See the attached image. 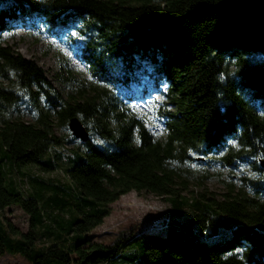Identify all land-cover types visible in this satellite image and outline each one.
<instances>
[{"label":"trees","instance_id":"16d2710c","mask_svg":"<svg viewBox=\"0 0 264 264\" xmlns=\"http://www.w3.org/2000/svg\"><path fill=\"white\" fill-rule=\"evenodd\" d=\"M13 24L52 35L74 28L75 56L99 84L86 92L66 66L62 79L79 86L65 97L37 61L2 42ZM0 78V211L17 205L29 224L18 231L0 218V253L27 264H105L120 241L88 232L122 194L146 190L176 202L164 233L138 236L146 262L264 264V0H0ZM151 89L162 94L158 136L131 104ZM71 116L88 138L69 149L54 125L68 128ZM212 161L248 163L252 174L221 199L190 195L192 217L208 234H229L191 241L170 222L182 212L181 191L209 177L203 163ZM23 164L59 169L69 182L28 175Z\"/></svg>","mask_w":264,"mask_h":264},{"label":"rangeland","instance_id":"374dc122","mask_svg":"<svg viewBox=\"0 0 264 264\" xmlns=\"http://www.w3.org/2000/svg\"><path fill=\"white\" fill-rule=\"evenodd\" d=\"M249 1L255 0H246V2ZM77 35L78 32L74 28L63 31L59 35H52L44 27L34 28L31 25L13 24L11 28L1 32V40L3 43L11 44L23 55L37 61L55 87L65 97H69L70 94H77L79 85L75 81L66 82L62 79L66 75V66L71 69L77 79L84 83L86 92L92 90L89 84H99L75 56L77 43L73 38ZM0 81L6 83V80L2 78ZM134 88L135 93H139L142 87L138 85ZM160 100H162V94L157 89H151L145 99H135L131 102L137 112L147 117V125L155 136L162 133L161 124L154 117V110ZM19 114L22 118L31 120V116L24 106H21ZM54 130L63 136L65 139L63 144L66 147L70 149L78 146L79 139L75 138L68 128L65 129L56 124ZM93 139L97 140L96 137ZM205 163L203 165L209 170L210 176L201 184L189 182L186 190L181 191L185 195L181 196V200L177 201V204L182 208V212L176 211L174 213L175 220L170 222V226H173L185 239L191 241L196 238L207 242H222L229 235L228 229L218 227L216 234H208L211 229L203 228L201 223L192 217L191 209L194 208V204L190 203L189 200L194 198L193 196H199L200 193L221 199L224 193L228 191L229 184H232L236 189L240 182L239 177L244 174H252V172L248 163H237L235 166H220L214 161L209 166ZM196 166L199 169L202 167L198 164ZM22 169L28 175L41 176L47 181L69 182L65 172L56 168L45 171L32 164ZM27 183L19 181L20 188L30 190ZM38 200L43 209L47 211L49 209L48 202L39 196ZM109 206V214L104 216L102 222L88 232L93 240L105 243L120 241L121 246L118 253L105 264H150L142 258L141 246L144 238L138 236L148 232L164 233L166 229L160 225L165 220L167 211L172 206H176V202L172 198L165 199L161 195L146 190H131L122 194ZM0 218L3 221H8L15 230L26 231L29 228L28 215L17 205L4 207L0 211ZM0 264H27V261L19 254L3 252L0 253Z\"/></svg>","mask_w":264,"mask_h":264},{"label":"water","instance_id":"95a60500","mask_svg":"<svg viewBox=\"0 0 264 264\" xmlns=\"http://www.w3.org/2000/svg\"><path fill=\"white\" fill-rule=\"evenodd\" d=\"M68 129L71 134L79 140H86L88 138V131L85 125L77 116H71L67 123ZM260 166L264 167V157L259 158Z\"/></svg>","mask_w":264,"mask_h":264}]
</instances>
